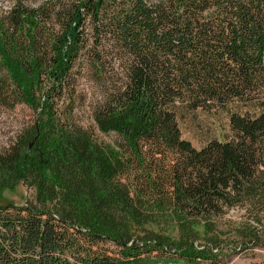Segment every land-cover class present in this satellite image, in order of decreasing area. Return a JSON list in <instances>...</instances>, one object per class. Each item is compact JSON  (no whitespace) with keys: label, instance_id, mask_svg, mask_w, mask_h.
<instances>
[{"label":"trees","instance_id":"obj_1","mask_svg":"<svg viewBox=\"0 0 264 264\" xmlns=\"http://www.w3.org/2000/svg\"><path fill=\"white\" fill-rule=\"evenodd\" d=\"M77 64L107 86L94 118L117 148L84 129L57 138L53 95ZM45 75L53 87L39 99ZM9 84L36 119L0 152V187L35 193L0 204V264H217L223 242L208 233L232 210L258 245L264 0H14L5 16L0 7V96ZM178 103L226 110L232 136L193 148Z\"/></svg>","mask_w":264,"mask_h":264},{"label":"rangeland","instance_id":"obj_2","mask_svg":"<svg viewBox=\"0 0 264 264\" xmlns=\"http://www.w3.org/2000/svg\"><path fill=\"white\" fill-rule=\"evenodd\" d=\"M44 1L24 0V4L29 8H37ZM13 3L14 0H0L2 16L7 14ZM54 28L58 33L61 30L58 25ZM116 67L120 69V64H117ZM2 76L6 78L5 71H3ZM110 83L109 79L107 81L109 87L111 86ZM52 87L53 83L49 82L46 75L43 76L41 89L38 91L39 93H36V97L42 99ZM5 91L7 97L0 96V152L10 148L36 119L34 110L18 97L14 86L9 84ZM107 91V86L95 81L92 73L85 66L77 64L72 71L70 85L62 94L54 93L53 95L54 106L57 111L55 117L60 124L57 126L65 131V134L57 136L58 140L63 141L62 135L69 138L71 134L74 136L80 132V129H84L92 133L99 143L117 148V136L112 132L109 134L101 132L94 118L95 111L107 99ZM261 101L256 103H262ZM228 107L233 112L236 110L239 113L248 110L245 105H229ZM175 111L181 138L197 150L202 149L211 141L223 142L232 136L230 115L219 106L192 110L186 104L178 103L175 105ZM34 193L33 189H27L21 184L10 189L0 187V204L21 205L27 199H32ZM245 218L247 216H245L244 210H232L222 219L219 229L208 233V235L211 234V237L217 236L223 242L217 253L219 257L217 264H264V221L259 228L258 245H255L241 239L244 227L240 223L244 222ZM161 227L164 232H169L173 237L178 236V231L174 229V225L164 223ZM147 228L158 229L156 226H148ZM197 230L200 235V242H204L207 232L202 227H197ZM242 242L247 243V245L241 246ZM207 264L215 263L208 262Z\"/></svg>","mask_w":264,"mask_h":264}]
</instances>
